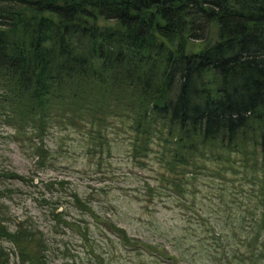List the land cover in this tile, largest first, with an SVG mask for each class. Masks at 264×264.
<instances>
[{
  "label": "trees",
  "instance_id": "trees-1",
  "mask_svg": "<svg viewBox=\"0 0 264 264\" xmlns=\"http://www.w3.org/2000/svg\"><path fill=\"white\" fill-rule=\"evenodd\" d=\"M114 120L135 155L156 144L170 171L221 164L246 185L242 241L264 257V0H0V124L41 141L70 127L95 149ZM2 215L20 264H47L31 226Z\"/></svg>",
  "mask_w": 264,
  "mask_h": 264
},
{
  "label": "rangeland",
  "instance_id": "rangeland-1",
  "mask_svg": "<svg viewBox=\"0 0 264 264\" xmlns=\"http://www.w3.org/2000/svg\"><path fill=\"white\" fill-rule=\"evenodd\" d=\"M109 125L94 149L70 127L52 125L41 141L0 124V214L10 230L18 222L31 226L47 264H264L259 249L247 259L255 244L242 241L249 233L243 206L254 196L245 197L246 185L221 164L170 171L156 144L153 153L135 155L133 134L118 121ZM37 146L47 153L43 163ZM114 228L133 244L118 240ZM0 246L10 264H20L12 242L0 239Z\"/></svg>",
  "mask_w": 264,
  "mask_h": 264
}]
</instances>
